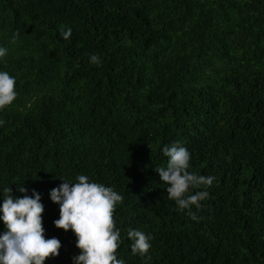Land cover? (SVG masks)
I'll list each match as a JSON object with an SVG mask.
<instances>
[{"label":"trees","instance_id":"1","mask_svg":"<svg viewBox=\"0 0 264 264\" xmlns=\"http://www.w3.org/2000/svg\"><path fill=\"white\" fill-rule=\"evenodd\" d=\"M0 48L17 92L0 109V205L5 187L40 194L45 238L61 242L44 264L80 254L50 198L78 175L124 197L125 264H264V0H0ZM175 143L190 173L215 177L198 221L156 171ZM130 230L153 237L150 259Z\"/></svg>","mask_w":264,"mask_h":264},{"label":"clouds","instance_id":"2","mask_svg":"<svg viewBox=\"0 0 264 264\" xmlns=\"http://www.w3.org/2000/svg\"><path fill=\"white\" fill-rule=\"evenodd\" d=\"M72 34L71 28L60 32L67 40ZM19 32L13 34V42ZM7 48H0V58L5 57ZM90 62L100 66V58L93 54ZM15 78L7 72H0V109L11 105L17 97ZM3 123V122H0ZM149 146V145H148ZM163 155L168 158L166 167H157L163 184L168 185L166 193L169 200L175 201L179 211L187 210V215L194 221L200 217L192 211L201 208V201L209 198L207 189L213 185L214 176L198 175L188 171L191 153L175 143L163 148ZM76 183H64L50 191L52 202L59 205L60 216L54 221L58 229L71 230L76 236V247L80 250L73 257L74 264H125L117 259L116 252L120 245V232L116 229L113 214L116 206L124 197L103 184L89 182L86 175H78ZM196 190L194 194L189 191ZM22 197L12 194L11 187L3 188V203L0 205V220L5 231L0 234V264H44L46 259L59 256L61 242L53 237L45 238L42 213L44 205L39 193L27 195V189L19 187ZM128 237L132 241L131 252L141 257L147 256L151 247L152 236L139 230H130Z\"/></svg>","mask_w":264,"mask_h":264}]
</instances>
